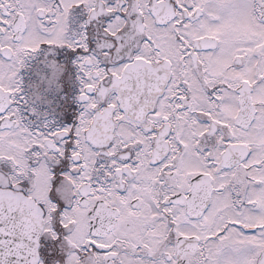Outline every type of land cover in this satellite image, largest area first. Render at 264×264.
<instances>
[{
  "label": "snow or ice",
  "instance_id": "6c2138e0",
  "mask_svg": "<svg viewBox=\"0 0 264 264\" xmlns=\"http://www.w3.org/2000/svg\"><path fill=\"white\" fill-rule=\"evenodd\" d=\"M0 264H264V0H0Z\"/></svg>",
  "mask_w": 264,
  "mask_h": 264
}]
</instances>
